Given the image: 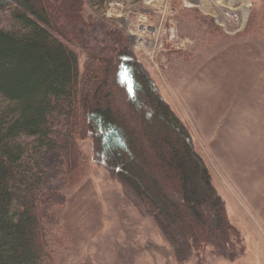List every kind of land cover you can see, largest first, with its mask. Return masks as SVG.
<instances>
[{"label": "trees", "instance_id": "1", "mask_svg": "<svg viewBox=\"0 0 264 264\" xmlns=\"http://www.w3.org/2000/svg\"><path fill=\"white\" fill-rule=\"evenodd\" d=\"M82 6L0 0V12L9 11L17 25L0 26V264L57 262V248L69 243L57 216L65 199L43 189L44 163L51 157L74 186L85 164L79 140L87 134L179 262L207 245L226 248L237 228L190 131L123 27L87 23ZM81 27L93 29L94 43ZM77 44L86 55L82 69Z\"/></svg>", "mask_w": 264, "mask_h": 264}, {"label": "rangeland", "instance_id": "2", "mask_svg": "<svg viewBox=\"0 0 264 264\" xmlns=\"http://www.w3.org/2000/svg\"><path fill=\"white\" fill-rule=\"evenodd\" d=\"M80 1L87 23L123 27L140 53L130 27L135 14L150 11L145 1L136 0L141 2L136 13L135 0ZM167 14L185 45L155 63L142 53L146 60L141 58L190 131L237 232L226 248L207 245L179 262L154 219L103 163L87 134L79 140L85 164L74 186L51 157L44 163L43 189L65 199L57 216L69 243L57 248L55 264H264V0H172ZM0 26L17 28L9 11L0 12ZM84 29L94 43L93 29ZM72 47L82 69L83 47Z\"/></svg>", "mask_w": 264, "mask_h": 264}, {"label": "built area", "instance_id": "3", "mask_svg": "<svg viewBox=\"0 0 264 264\" xmlns=\"http://www.w3.org/2000/svg\"><path fill=\"white\" fill-rule=\"evenodd\" d=\"M143 1H145L144 6H148L150 11L141 15L135 14V22H131L130 35L140 53L155 63L158 56L163 55L168 50H180L185 42L179 35L177 22L168 16L169 13L167 14L172 0ZM140 3L135 0V13L139 12ZM213 13L215 18H218L215 9ZM154 17L157 20L153 21L152 18ZM218 21L221 26H225V19L219 17Z\"/></svg>", "mask_w": 264, "mask_h": 264}, {"label": "bare ground", "instance_id": "4", "mask_svg": "<svg viewBox=\"0 0 264 264\" xmlns=\"http://www.w3.org/2000/svg\"><path fill=\"white\" fill-rule=\"evenodd\" d=\"M248 6V1H245V8H247Z\"/></svg>", "mask_w": 264, "mask_h": 264}]
</instances>
